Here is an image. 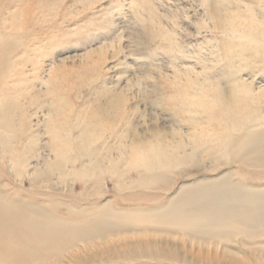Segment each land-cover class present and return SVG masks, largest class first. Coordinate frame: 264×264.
Returning <instances> with one entry per match:
<instances>
[{"label":"rangeland","instance_id":"374dc122","mask_svg":"<svg viewBox=\"0 0 264 264\" xmlns=\"http://www.w3.org/2000/svg\"><path fill=\"white\" fill-rule=\"evenodd\" d=\"M222 16L233 27L222 31ZM263 29L264 0H0V264H184L126 249L166 240L196 251L188 237L118 229L106 244L66 248L51 241L79 231L36 222L30 229L19 204L87 226L105 206L145 211L204 182L263 191L264 161L254 166L245 163L249 153L224 151L248 130H264ZM232 90L242 103L228 114ZM135 140L184 149L169 166L133 165ZM193 150L195 158L180 164ZM236 239L227 244L242 257ZM76 250L85 259L72 257Z\"/></svg>","mask_w":264,"mask_h":264},{"label":"bare ground","instance_id":"6f19581e","mask_svg":"<svg viewBox=\"0 0 264 264\" xmlns=\"http://www.w3.org/2000/svg\"><path fill=\"white\" fill-rule=\"evenodd\" d=\"M249 16V19H252L251 14ZM236 19L238 20V18ZM232 20L233 18L231 16H222L218 17L216 24L222 31H226L227 27H233ZM250 23L252 22L250 21ZM254 25H257L256 22ZM258 25L256 27H258ZM246 31L249 32V30ZM251 35L254 36L253 33L249 36ZM244 38H246V34ZM240 96V92L238 91L232 90L230 92V95H228V99L224 102L223 107L226 113L229 114L230 110L232 111L235 106L242 103L241 100H239ZM231 104H234V106ZM202 107H205L209 111L215 108L212 104L208 105V103L203 104ZM51 127L53 128L52 125ZM56 128L57 127L54 126L51 134L54 138L52 147L58 149V142L61 141V139L59 130ZM243 136L244 137L237 142V144L232 147H225L224 151L235 149L242 154L249 153V157H251V159H246L245 163L254 166L261 165L264 161V151L260 150L261 148H264V130H248ZM153 137H155V135ZM209 144L211 145L209 146V149H213V143L209 142ZM59 146L61 147V144ZM182 146L183 145L179 142H167V144H165V142L162 143L158 140L147 142L135 140L131 143V164L134 165L137 163L152 162L157 163L160 167L169 166L172 162L173 156L178 157V159L180 158L175 153L177 150L184 149ZM170 148H172V151L169 152ZM195 156V151H190L185 157L182 156V160H180L179 163L182 164L183 162L193 160ZM60 158H65L63 153L60 154ZM8 170L9 169H7V171ZM146 183L145 187H153L152 183ZM32 206L23 205L22 203L19 204L20 208L25 209L27 214L29 213L27 215V220H25L28 225H25L30 227V229L37 223L36 226H38L39 229H70L71 231H79L76 235H74V233H72L73 235L71 236L69 233L65 234L68 236L65 237L66 239H55L51 241L53 244L63 243L62 246H66V248L71 247L73 249V247H77V244H79L84 250H87V244L92 243L95 245V239L105 243L106 241L103 240L105 235L118 229H143L144 231H148L150 229H161L166 232H171L173 235L188 237L192 243H197L199 248L196 246L197 250L195 251L193 250L191 244L188 247L184 244H177L171 248L172 245L169 241V243L166 242V240L159 241L161 243L156 245L152 244L153 241L151 240H148L149 242H141L137 240L133 243H129V248L126 249L129 250L128 254H142L152 259L168 260L184 264H264V190L252 192L243 184H232L231 182L224 180L212 181L209 183L204 182L203 184L201 183L197 187L188 190V192L180 194L176 198L169 200L166 205L145 211L130 210L128 212H124L123 210H118L120 212H117L110 206H105L104 210L99 215H94L93 217L86 219V221L89 222L92 221L95 223L96 221L97 224L95 223L94 225L87 226H84L76 221L67 222L51 219L48 216L41 217L39 211ZM105 213H107V215ZM125 217H132L133 221L114 222L113 220V218L119 219ZM234 239H236L235 242L242 245L240 249L241 253H239L243 254L242 257H237L238 252L231 250L227 244L232 242ZM203 244L209 246L212 245V248L214 247V249L207 248V250L204 251L201 246ZM82 254L83 255H80V251L78 252V250L71 253L72 257L77 258L78 260L85 259V253Z\"/></svg>","mask_w":264,"mask_h":264}]
</instances>
